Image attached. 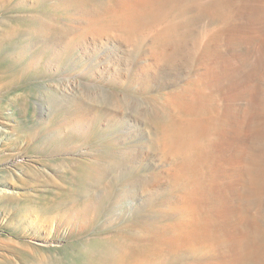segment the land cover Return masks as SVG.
<instances>
[{
	"label": "rangeland",
	"instance_id": "374dc122",
	"mask_svg": "<svg viewBox=\"0 0 264 264\" xmlns=\"http://www.w3.org/2000/svg\"><path fill=\"white\" fill-rule=\"evenodd\" d=\"M134 2L0 0V33L10 36L0 51V75H9L0 76V264H264V0H152L155 31L176 26L168 48L192 57L182 83L199 93L152 103L136 92L158 117L153 131L140 126L145 135L175 129L147 168L135 172L112 146L118 126L80 134L61 124L56 94L83 103L92 87L137 94L91 75L87 36L76 41L69 81L55 63L33 60L41 26L80 27L89 10ZM10 43L28 50L7 51ZM154 172L146 189L140 181ZM100 190L103 215L63 221L57 203ZM51 220L59 228L49 235Z\"/></svg>",
	"mask_w": 264,
	"mask_h": 264
},
{
	"label": "bare ground",
	"instance_id": "6f19581e",
	"mask_svg": "<svg viewBox=\"0 0 264 264\" xmlns=\"http://www.w3.org/2000/svg\"><path fill=\"white\" fill-rule=\"evenodd\" d=\"M151 5L152 0H135L132 5L125 3V5L112 7L111 9L105 8L103 10H89L85 19L86 24L83 26L81 24L80 27L65 25L62 27L57 26L52 28L43 25L41 26L42 41H40V43L32 49L31 52L34 53V57H32V59H36L39 63L45 60L55 63L56 66L62 68L64 78L65 80H68L69 75L65 73L74 71V66H72L71 62L73 60V54L78 48L76 41L82 36H87V48L91 49V52H87V62L89 64L87 68L89 67L90 69L88 71L91 75L97 74L101 77L105 87H111L118 84L121 85V88H125V91L129 90L135 93L138 92L140 95H144L146 100H149L150 102L161 100L162 103H170L177 98L185 100V98L187 99L190 94L198 91L199 89L197 86L192 87L182 83L183 77L187 75V71L190 69V64H192V57L188 58L185 56L184 59L178 57V53H176V51L169 50L168 43H172L174 41L171 38L177 32L176 26H166L165 28H162V30H158L156 28L158 31H155V26L158 22H156L154 18H151L152 15H156L153 13ZM171 9H173V7ZM160 10L162 11V9ZM171 17H173V15H171ZM183 26L182 28H184ZM188 28L189 27L186 26V30ZM52 30L55 33H53ZM182 32H184V30ZM5 37L10 38L8 34L6 36L3 32H1L0 51L6 47L5 40L7 38ZM89 38L92 40H89ZM114 41H116V43H114ZM10 47L13 52L28 50L25 44L10 43V45H8V49L6 48L7 51L10 50ZM34 50L36 52H33ZM181 66L184 68H181ZM45 72L48 74L50 73L48 65ZM0 76L3 79L9 75L4 73V75L1 74ZM197 76H199L198 70L197 74L195 73V77ZM196 79L192 80L195 81ZM92 86H94V84ZM160 89L164 90L158 91L156 94H152L154 90ZM87 90V94L89 95V101H87V103H83L79 100L73 101L71 99H67L68 97L66 96L62 95L63 97H61L56 94L55 98L58 97V102H60L56 110L57 112H62L61 124H63V126L65 125L69 129L77 128L80 134H83V132L85 133V128L92 125H99L101 122L108 128L118 126V134L115 135L116 137L110 138V143L115 149L121 148L129 153L130 166L134 168L133 170H135V172L136 169L138 171L146 167L142 163L145 159L150 162H154V160L158 159L153 151L155 152L159 149V152L162 154L169 151L166 143H168L167 140L174 133L175 129L171 127L172 124L170 123L169 125L162 124L160 130L161 134L156 132L154 134L149 133L145 135L144 132L148 133V130L145 131L141 128V125L150 129L153 125L157 124L158 117H156L154 112L152 113L149 111L147 102H145V106L142 102H140V96H138L137 93V96H132L126 92L106 90L103 86L101 88L92 87ZM99 101L100 105H95ZM123 108L125 109L124 111L122 110ZM125 117H131V119L129 118V120L124 122L122 120ZM176 118L171 121L174 126H177V122L179 121L176 120ZM157 128L158 127H156V129ZM140 135L144 137V139L141 140V138H138ZM157 163L158 162L154 163V165L156 166ZM154 175L155 172L153 174H147L146 177L140 181L144 187H147L146 189H151L157 184L153 177ZM105 190L106 189H104V191ZM105 196L107 197L108 195ZM103 204L104 192L103 190H100L99 193L90 198H86L81 203L80 200L78 203L73 201H68L67 203L60 202L56 204V207L59 209V212H61L63 221H69L70 218H76L78 215H81L83 218L86 215H90L92 217L96 216L97 218V216L101 215L105 210L103 209ZM58 228L59 223L55 224V222L51 220L48 225V234L51 235L53 232H56ZM43 239L44 240H41V242H38V245L46 246L50 243L47 237ZM127 255L124 257L122 256L124 258L121 260L122 263L127 258ZM118 264H121V262Z\"/></svg>",
	"mask_w": 264,
	"mask_h": 264
}]
</instances>
